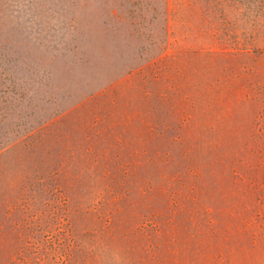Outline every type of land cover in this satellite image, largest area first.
<instances>
[{"label":"rangeland","instance_id":"rangeland-1","mask_svg":"<svg viewBox=\"0 0 264 264\" xmlns=\"http://www.w3.org/2000/svg\"><path fill=\"white\" fill-rule=\"evenodd\" d=\"M0 264H264V0H0Z\"/></svg>","mask_w":264,"mask_h":264}]
</instances>
